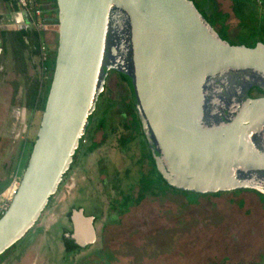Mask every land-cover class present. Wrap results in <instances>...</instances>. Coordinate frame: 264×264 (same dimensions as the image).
Here are the masks:
<instances>
[{
  "label": "water",
  "instance_id": "1",
  "mask_svg": "<svg viewBox=\"0 0 264 264\" xmlns=\"http://www.w3.org/2000/svg\"><path fill=\"white\" fill-rule=\"evenodd\" d=\"M53 72L26 165L0 215V253L33 225L71 161L105 69L125 78L154 166L171 187L214 193L251 188L264 194V152L251 137L264 125V44L221 39L191 0H55ZM15 22L22 23L18 12ZM112 29V30H111ZM115 45V44H114ZM121 56V57H120ZM229 96L224 99L222 93ZM261 177V178H260ZM263 181V182H262ZM75 217L89 237H75ZM70 239H95L92 217L70 214Z\"/></svg>",
  "mask_w": 264,
  "mask_h": 264
},
{
  "label": "rangeland",
  "instance_id": "2",
  "mask_svg": "<svg viewBox=\"0 0 264 264\" xmlns=\"http://www.w3.org/2000/svg\"><path fill=\"white\" fill-rule=\"evenodd\" d=\"M193 2L212 22V5L206 0ZM211 2L216 11L227 14L228 35L223 38L233 45H249V37L237 34L239 28L229 1ZM10 18L11 13L0 2V29L11 30ZM51 31L45 33L50 48ZM9 56L8 50L1 52L0 45V181L12 174V169L10 172L6 166L3 169V163L13 165L16 159L22 163L24 157L11 159L16 142L34 138L41 115L40 111L22 108L21 87L9 102L12 84L18 80ZM35 62V58L28 61L30 74L36 69ZM106 84L107 99H98L97 113L86 127V137L70 168L31 230L0 257V264H68L70 260L76 264H219L222 259L224 264H264V198L257 194L238 191L177 194L158 183L154 188L158 197L146 196L138 204L132 200L122 215L118 202L110 204L111 199L118 201L126 193L133 198L141 172L152 175L147 173L149 159L141 162L139 159L144 142L134 120L132 127L127 124L132 135L130 141L126 147H118L117 136L128 134L118 122L126 124L131 119L127 113L129 105L126 109L122 107L128 94L116 78L110 77ZM103 113L106 137L91 152H85L92 135L99 139L101 130H89ZM112 126L115 130L108 133ZM17 181L15 177L8 189L1 192L0 210L9 202L12 184L17 186ZM75 209L94 218L95 239L85 249L67 251L62 247L60 234L69 228L66 216Z\"/></svg>",
  "mask_w": 264,
  "mask_h": 264
},
{
  "label": "trees",
  "instance_id": "3",
  "mask_svg": "<svg viewBox=\"0 0 264 264\" xmlns=\"http://www.w3.org/2000/svg\"><path fill=\"white\" fill-rule=\"evenodd\" d=\"M195 8L197 9L196 5L194 4L193 0H191ZM230 3V11L233 17L237 20V27L239 28V32L237 34L244 35L246 37H249L247 40L249 45L252 46L256 42H261L264 44V0H228ZM2 4L4 5L5 9L8 10L10 13L16 11L17 5H16V0H0ZM41 4V8L43 10V13L45 15L46 20L54 24V31H51L50 33L52 34V38L50 41V44L52 47L49 49V52L44 60H40L38 57V46H39V41L43 37L45 42L49 45L46 35L44 34H39L31 29H24V28H19L17 30H0V39L3 43V50L2 53H6V51H9V58L12 63V67L16 71L18 75V82L17 80L13 82L12 84V96L14 97L15 92L17 91V88L19 86H22L23 88V99H24V106L27 110L30 112L33 111H40L42 112L47 91L49 88L50 84V79L51 75L53 72V67H54V61H55V48H56V40H57V33H56V25H57V20H56V4L55 0H39ZM208 4L212 5V22L208 21V19L205 17V15L198 10V12L203 16V18L209 23V25L216 31L218 36L225 40L224 37H226L227 34V28L225 26V20L227 18V14L221 13L219 11H216L214 9V4H212L211 0H206ZM222 34V36H221ZM236 34V35H237ZM235 35V36H236ZM230 44V43H229ZM245 44V43H243ZM37 57V64L38 68L33 70V73L29 74L28 72V61L31 60L33 57ZM101 78L103 79V83L105 81L104 78H106L107 75V69H105V66L101 67L100 70ZM118 77H116L118 83H122L125 86L126 92H127V101H125V104L122 105L125 106L129 105L128 109L129 111L127 112L128 116H130L131 119L129 121H126V124L123 121H119L118 125L123 127L125 131L128 132L127 135H122L119 134L116 138L117 145L119 148H124L130 141V138L132 135L129 133V127H132V123L134 122V125H136V128H139L138 130L140 131V134L143 137V146H144V151L142 156L139 158L140 162L142 160H147L149 159L150 163V168L147 170V173L150 172L152 176H146V172L142 173L141 176L138 178L137 181V189L135 192V195L133 198L131 195L128 193L124 194L123 196L120 195V198L118 201L116 199H111L110 204L112 206L115 205V203L118 202V204L121 206L122 209L119 210L120 215H122L124 212L127 211L128 209V203L131 202L132 200L134 201L135 204H138L141 200H143L146 196H151V197H158V193L154 188H156V184L162 183L163 186L166 188L170 189L173 193L177 194H182L186 191H182L179 189H175L168 185L158 174L153 160L151 158L149 149L147 147L146 140L143 136V133L141 131L140 123L137 118V114L134 108V105L131 100V94L128 89L127 83L125 78L120 74L119 72L117 73ZM105 84V83H104ZM106 86L102 84V89L96 96V100L94 102V107L91 110V112L87 115V124L83 130V133L80 135L78 138V143L76 148L74 149L72 155H71V161L68 164L65 172L62 174L61 178L67 170L70 168V165L73 161V157L78 149L79 146H81L82 140H84L85 136V131L86 127L89 125L90 121L93 120L94 116L97 113L98 110V99H102L101 101H105L103 98L107 99L105 97V91H106ZM109 100V99H108ZM101 103V102H100ZM97 106V107H96ZM126 115V113H125ZM133 115V116H131ZM104 113L102 114V118H100L95 125L94 128H90L89 132L95 131V130H101L99 131V139L95 140L94 136H91V140L89 143L86 145L85 152H91L93 149H95L100 143H102L103 139L106 137V129L103 128V121H104ZM125 120V119H122ZM134 120V121H133ZM128 124V128H127ZM115 130V127L112 126L111 128H108V133H112ZM94 132H92L93 134ZM87 139V138H86ZM101 140V141H100ZM33 144V139H19L16 142V148L11 156V159H15L14 157H24L22 163L16 159V163H13V165L10 163H3L2 167L3 169L5 166L7 167V171L10 172L12 169V174L9 176H5L3 178L0 184V194L1 192L8 187V185L14 180L16 177L19 181L21 174L24 170V167L26 165L29 153L31 151ZM142 159V160H141ZM10 160V159H9ZM17 181V183H18ZM59 184V183H58ZM222 192V191H218ZM234 192V191H232ZM162 194H165V192H161ZM200 194V193H197ZM51 196L48 197L47 201ZM0 199L3 200V198L0 196ZM9 203V202H8ZM7 203V205H8ZM7 207V206H6ZM3 209L0 210V215ZM119 215V216H120ZM38 219V218H37ZM36 219V220H37ZM35 220V222H36ZM32 226L26 231H30ZM24 233V235L26 234ZM23 235V236H24ZM22 236V237H23ZM21 241L18 239L15 241L12 245H10L8 248H6L4 251L0 253V257L3 256V254L10 250L14 245L18 242ZM62 241L67 248L70 247V249H80L77 245L73 243L72 240L67 239V238H62Z\"/></svg>",
  "mask_w": 264,
  "mask_h": 264
},
{
  "label": "flooded vegetation",
  "instance_id": "4",
  "mask_svg": "<svg viewBox=\"0 0 264 264\" xmlns=\"http://www.w3.org/2000/svg\"><path fill=\"white\" fill-rule=\"evenodd\" d=\"M1 4H2V2H1ZM19 28L31 29L30 26L26 23V24H21L19 27L15 28V29L11 28V30H17ZM0 30H6V29H0ZM116 38L117 37L115 36L114 30L111 31V33L108 35L107 40H106V46H105L106 48L104 50V57H103V64H102V66H107V65H109V63L110 64H112V63L114 64L115 63L114 60L115 59H118L119 58L118 56L121 55V53L119 54L118 51L115 54H113V55H110V53H109V50L111 49L112 46H114V47L117 46V43H114V41H115ZM117 40H118V38H117ZM0 45H1V52H2V50H3V43L1 41V39H0ZM234 45H238V44H234ZM242 45L247 46V47H252L253 46V45L250 46L248 44H242ZM33 58H35V61H36L35 62V68H38V65H36L37 64V57L35 56ZM33 58H31V60H33ZM106 73H107L106 78H104L105 79V81H104L105 84L104 83H102V84L107 87V84H106L107 80H109L110 77H113V79H115L116 77H118L117 76L118 75L117 74L118 73V70L112 69V68H107V72ZM244 91L246 92V95L249 98H260V97H263L264 96V91L261 88H259V87H255V86L248 87V88L244 89ZM222 95H224L223 96L224 99H227L229 96H231V95H229V94H227L225 92L222 93ZM251 142H252V144H253V146H254V148L256 150H259L261 152H264V125L261 127V129L256 134H254L251 137ZM261 177H264V174ZM228 191L251 192V193L255 194V196L257 194V195L262 196L264 198V194L259 193V192L255 191V190L251 189V188L233 189V190H226V191H222V192H228ZM75 210H77V209H75ZM70 213L67 215L68 217L70 216ZM82 214H83V212H82ZM67 216H66V220L69 222V225L70 226H69V228H67V229L64 230L66 232L60 234V238H61V243H62V247H63L64 250L74 251L75 249H70V247L66 249V247H65V245H64V243L62 241V238L70 239V234H71V231H72V225H71L70 217H69V220H68L67 219L68 218ZM84 216H87V215H84ZM93 221H94V218L92 217V226H93V223H94ZM35 223L36 222H34L33 225ZM92 243L91 244H88V245H85L83 247H79V246L78 247L81 248V249H85L86 247L92 245ZM223 261H225V259H222V262H220L219 264H224ZM68 264H76V261L70 260V263H68Z\"/></svg>",
  "mask_w": 264,
  "mask_h": 264
},
{
  "label": "built area",
  "instance_id": "5",
  "mask_svg": "<svg viewBox=\"0 0 264 264\" xmlns=\"http://www.w3.org/2000/svg\"><path fill=\"white\" fill-rule=\"evenodd\" d=\"M16 5L18 8L16 12H18V14H20V17L22 18L21 24L27 23L33 31L39 34H44L46 32L51 31L52 29L54 31L55 26L54 24H51L46 20L39 0H16ZM9 21H10L9 26H11L13 29L21 25L20 23L15 22L13 20L12 13H11V18ZM49 49H50V46L45 42V40L42 37L41 40L39 41V46H38V57L40 60H44L46 58L49 52ZM15 189H16V186L12 184V189L10 192L11 196L15 192ZM7 203H6V206H7Z\"/></svg>",
  "mask_w": 264,
  "mask_h": 264
},
{
  "label": "bare ground",
  "instance_id": "6",
  "mask_svg": "<svg viewBox=\"0 0 264 264\" xmlns=\"http://www.w3.org/2000/svg\"><path fill=\"white\" fill-rule=\"evenodd\" d=\"M75 226H76V231H75V237L77 238V240H84L85 238H88L89 235L87 232H85L83 226H82V220H80V218L75 217Z\"/></svg>",
  "mask_w": 264,
  "mask_h": 264
},
{
  "label": "crops",
  "instance_id": "7",
  "mask_svg": "<svg viewBox=\"0 0 264 264\" xmlns=\"http://www.w3.org/2000/svg\"><path fill=\"white\" fill-rule=\"evenodd\" d=\"M29 74H30V73H29ZM18 80H19V78H18ZM18 80H17V82H18ZM19 87L22 88V86H19ZM19 87H18V88H19ZM18 88H17V89H18ZM16 93H17V92H15L14 96L16 95ZM22 96H23V88H22ZM12 98H14V97L12 96V93H11V96H10V100H9V102H11V99H12ZM20 105L22 106V108H24L25 110H27V109L25 108V106H24V99L22 100V103H21ZM28 111H29V110H28ZM29 112H30V111H29Z\"/></svg>",
  "mask_w": 264,
  "mask_h": 264
}]
</instances>
